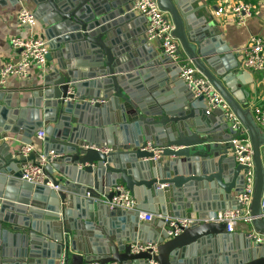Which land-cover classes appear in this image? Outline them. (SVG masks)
I'll list each match as a JSON object with an SVG mask.
<instances>
[{"label": "water", "instance_id": "1", "mask_svg": "<svg viewBox=\"0 0 264 264\" xmlns=\"http://www.w3.org/2000/svg\"><path fill=\"white\" fill-rule=\"evenodd\" d=\"M28 1L44 29L47 60L55 62L25 108L0 104V139L13 133L32 143L35 131L44 130L41 153L17 157L0 145V264H264V243L250 232L203 221L169 237L163 221L156 231L140 222L139 210L182 217L191 209L204 219L209 211L240 208L246 167L229 154L239 133L220 109L206 113L203 97L184 93L178 65L134 28L129 0ZM194 1L158 5L170 15L179 54L208 79L246 131L254 167L251 227L264 235V133L245 107L252 79L238 73L231 48H218L213 19L194 15L198 9L208 14L206 5L192 7ZM148 142L162 148L156 160ZM50 151L45 182L58 189L22 181L21 165L40 154L48 158ZM116 185L132 194L136 209L108 207ZM11 229L17 241L9 239ZM137 243L155 244V250L135 252ZM200 246L204 255L196 258L193 249Z\"/></svg>", "mask_w": 264, "mask_h": 264}, {"label": "built area", "instance_id": "2", "mask_svg": "<svg viewBox=\"0 0 264 264\" xmlns=\"http://www.w3.org/2000/svg\"><path fill=\"white\" fill-rule=\"evenodd\" d=\"M130 11L146 18L145 38L147 40H161L160 46L163 54L179 67V79L185 83L193 97H203L206 113L220 109L225 120L230 122L232 129L239 133L238 136L233 137L231 140V153L237 163L246 167L243 170V193L237 196L240 208L215 211L204 219L196 215L182 217L164 216L162 218L164 223L167 224L168 236H177L184 229L203 221L223 223L229 232L234 229L236 223L240 220L251 223L250 204L254 191L253 151L244 127L208 79L193 65L190 59L185 55L179 54V43L172 33L174 29L172 20L170 15L159 7L158 0H132ZM226 11L230 13L238 24L244 25L253 14V7L248 2L237 1L233 5L228 6V10H226L225 6L218 7L215 15L220 16L225 14ZM16 18L18 24L27 28L29 33L25 36H15L10 39L11 46L18 50V58L16 61L9 62L0 67V84H4L7 78L10 77L24 79L30 74L32 67L43 68L47 62L49 47L46 39L39 33L31 31L37 23L33 11L26 7H21L17 12ZM238 54L241 57L240 66L244 70L264 72V39L262 37L252 36L248 43L238 50ZM250 111L255 124L264 130V105H254ZM35 137L42 139L44 131L38 130ZM146 148L154 150L155 154L151 157V160H156L162 151V148H153L150 142L147 143ZM101 150L107 151L108 149L102 148ZM32 151H34L32 143H21L19 146V152L23 157H26ZM49 156L47 158L40 154L36 161H28L23 164L20 179L33 185L58 189V186L45 182L46 177L43 167L48 159L53 156L52 151L49 152ZM112 190L114 193L106 202L110 209H136L137 201L123 185H116ZM139 216L145 220L152 218L150 214L145 215L141 212ZM259 216L264 219V190L260 197ZM251 236L255 242L264 243L263 234L253 231ZM132 249L135 252L149 249L154 251L155 244L137 243L132 245ZM89 264L100 263L91 262ZM106 264L119 263L108 262ZM151 264L157 263L152 261Z\"/></svg>", "mask_w": 264, "mask_h": 264}, {"label": "crops", "instance_id": "3", "mask_svg": "<svg viewBox=\"0 0 264 264\" xmlns=\"http://www.w3.org/2000/svg\"><path fill=\"white\" fill-rule=\"evenodd\" d=\"M237 1H243L248 2L253 7V14L252 16L246 21L244 25L238 24L233 17L230 15L228 11H226L225 14H222L220 16L215 15V11L220 6H225L226 10H228V6L233 5ZM132 0H129V5L131 6ZM205 4L206 10L208 11V14L203 9H198L195 11L194 15L197 18H203L209 16L213 19L214 28L216 29V36L220 42V46L218 48L222 47H228L232 49V53L236 55L235 61L238 64L237 71L238 73L244 70L240 66L241 57L238 54V50L245 46L249 39L252 36H258L262 37L264 39V0H195L192 2V7H196L198 5ZM21 7H26L33 12H35L34 5L29 2L28 0H19L18 3H15L14 5L9 4V2H6L4 5H0V67L3 65L14 62L18 58V50L14 49L10 44V39L15 36H25L29 31L27 28L21 26L17 22V12ZM136 24L134 28L139 29L143 32L142 36L145 37V29H146V20L141 18V15L136 14ZM37 23L35 27L31 31H35L39 33L40 35H43L44 29L41 26L38 19H36ZM150 45L153 48L158 49L159 52H162L160 41L159 40H147ZM50 52V48H49ZM55 62L54 59L47 60L46 65L43 68L40 67H32L30 69V74L24 78V79H18L15 77L7 78L4 84H0V92L3 95L2 100H0V104L3 105V100L8 102L10 108H25L26 104L29 99L33 97V93L37 89L36 85L39 82V79L42 75V73L49 69V67L52 66V64ZM174 71L177 72V69L175 68ZM249 73L250 77L252 79V83L249 86H246V90L249 92V96L247 97V103L245 107L249 108L251 110V107L254 105H264V72H256V71H246ZM177 79H179L177 74ZM168 90L174 88L172 84L168 85L166 87ZM186 91V92H185ZM184 93L187 92V88H184ZM251 112V111H250ZM31 115V114H30ZM212 116L215 119H220V115L218 114H212ZM41 117V113H40ZM257 125V124H256ZM257 127L260 129L262 133H264V130L260 128L258 125ZM38 130H43L42 128L37 129L32 135V144L34 146L33 152H39L41 153L43 149V138L39 139L35 137V134ZM44 131V130H43ZM21 135L19 134H13V133H7V137L0 139V145L2 142H4V146L7 148L8 152L13 154H18L17 157H19V146L22 143ZM230 155H232L230 150ZM33 161V160H30ZM262 165L264 167V158H262ZM22 167V165H21ZM20 167V168H21ZM56 175V174H55ZM210 190H208V193ZM198 195H201V193H198ZM138 204V203H137ZM219 211V210H216ZM145 214V215H151L152 218L150 220H145L139 216L140 222H143L144 225H146L148 231L152 230H161L162 224H163V218L164 216L168 215H162L161 213H152L148 210H139V213ZM215 211H209L207 213V217ZM186 214L188 215H196L197 217L201 218V215L199 213H196L194 210H187ZM201 214V213H200ZM163 221V222H162ZM10 228L12 227L9 225ZM9 226L2 225V228H8ZM10 232V240H14L15 233H18L17 231H13L11 229ZM231 233H242V232H250V234L253 233L251 223H246L243 221H238ZM2 236V235H1ZM9 237V236H6ZM17 241V240H14ZM204 249L202 246L194 248L193 254L196 256V258L203 256ZM192 256V255H191ZM194 257V256H193ZM192 257V259H194ZM232 259V258H231Z\"/></svg>", "mask_w": 264, "mask_h": 264}]
</instances>
